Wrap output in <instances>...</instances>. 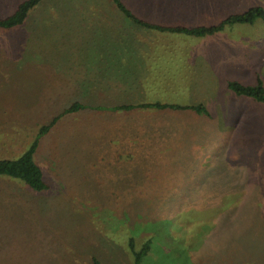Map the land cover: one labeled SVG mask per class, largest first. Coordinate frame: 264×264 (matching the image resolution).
Returning a JSON list of instances; mask_svg holds the SVG:
<instances>
[{
  "label": "rangeland",
  "instance_id": "rangeland-1",
  "mask_svg": "<svg viewBox=\"0 0 264 264\" xmlns=\"http://www.w3.org/2000/svg\"><path fill=\"white\" fill-rule=\"evenodd\" d=\"M42 1L26 25L0 29V158L18 157L72 102L100 109L62 115L39 138L34 160L47 189L0 175V264H91L93 255L132 264L130 237L135 249L151 241L142 264H264V103L227 87L264 85V20L193 36L142 27L115 9L156 42L139 38L137 48L131 38L125 57L106 39L118 32L102 27L109 19L89 25L91 45L79 52V37H67L73 29L52 31L79 30L62 18L71 2ZM124 1L139 17L187 27L264 9V0H208L218 14L168 8L178 16L154 17L140 0ZM10 9L0 6V17ZM96 50L108 72L95 91L79 85V69L83 81L103 62ZM142 102L205 111L102 108Z\"/></svg>",
  "mask_w": 264,
  "mask_h": 264
},
{
  "label": "trees",
  "instance_id": "trees-1",
  "mask_svg": "<svg viewBox=\"0 0 264 264\" xmlns=\"http://www.w3.org/2000/svg\"><path fill=\"white\" fill-rule=\"evenodd\" d=\"M42 0H22L14 8V10L5 17H0V29H11L22 25L26 19L28 12L39 4ZM117 8L133 23L146 27L149 29H155L158 31H169L176 33H184L193 36H205L212 35L221 31L226 25H232L236 23L252 24L257 18L264 20V9L260 6L251 7L244 12L228 15L225 19L221 20L215 25H199L194 27H187L183 25H161L151 22H147L129 8H127L121 0H113ZM237 95H243L250 97L256 101L264 103V85L261 80L258 79L254 85H245L237 81L228 82L227 85ZM93 106L84 104L82 102H72L69 106L64 108L58 115L54 116L50 121L43 124L38 128L35 139L29 143L26 149L16 158H0V175L17 178L27 184L30 188L36 191H42L47 189L48 184L43 178V172L40 166L34 160V153L38 147V140L41 136L49 132L52 126L60 119L62 115L82 111L86 108H92ZM93 108L100 109V106ZM144 108H160V109H172V110H185L190 109L194 111H205V107L201 104L198 105H182L174 103H159V102H142L137 104H119L113 107V109L125 110L127 112L134 111L135 109ZM151 241L147 239L142 245L135 249V242L132 237L128 239V245L132 251V264H142L143 258L150 250ZM91 264H102L100 259L93 255L91 257Z\"/></svg>",
  "mask_w": 264,
  "mask_h": 264
},
{
  "label": "crops",
  "instance_id": "crops-1",
  "mask_svg": "<svg viewBox=\"0 0 264 264\" xmlns=\"http://www.w3.org/2000/svg\"><path fill=\"white\" fill-rule=\"evenodd\" d=\"M14 1L15 0H13L12 4H9L10 0H0V2H1L0 6L4 7V6L8 5V8H11L10 9V13H11L14 10L15 6L22 0L16 1L15 3H14ZM43 1H45V4L49 3V5H52V4H54L58 1H61V0H43ZM68 1H70L71 3L68 6H66L65 15L62 18L67 16V18L76 19V21L74 23H75V25H77L76 27L79 28V30L74 28V27L58 28L55 26L52 29V31L65 32L66 29L67 30L73 29V31H72L73 33L68 35L67 37H73V38L79 37V52L81 51V49L86 44L91 45V43L88 42V40H89L88 38H91V32L89 34L86 31V29L90 28L89 25L90 24H96L95 27H97L98 23L102 22L101 20L105 19V18H107L109 20H106L105 22H103L102 27L103 28L107 27V28L112 29V30L115 29L114 31H118V32H111L112 36H109V38H106L107 36H105V38L107 40H115V48L118 49L119 56L122 53H125V54H122V56H125V57L127 56L126 53H129V49H131V47H130L131 38H134L137 48H139V45H140V42H139L140 39L139 38L150 39V41H148L147 43H153V44L156 43L152 37L148 36V32H147V35H145V32H141V31H138L136 29L127 27L126 24L124 25L123 24L124 20L120 19V17H117V15H116L117 12H115V9H117V10H119V9L117 8V6L113 0H68ZM121 1L123 2V4L127 8H129V9L131 8V6L126 5L124 0H121ZM106 2H108L107 4L109 7V10L107 9ZM137 2H138V0H137ZM139 3L142 6H144V8H147L145 11L146 14H150L151 16H154V17L178 16V15H176L175 12H172V11L165 12L168 8H176L175 10H177V8H178L179 10H177V11L186 12L187 16L194 17V18H196L197 16H201V15L210 16V15L217 13L216 12L217 8H214V6H211L209 4L208 0H140ZM93 4H95V5H93ZM83 7L88 8L87 10H88V13L90 12V14H91L90 16L85 14V13H82V12L79 13V10H82ZM67 8L69 9V11L67 10ZM100 8L104 9V10H102L103 12L101 14L98 13ZM31 10L28 12V15H27L26 19L24 20L23 24L19 25L18 27L26 25L27 24L26 21L34 18V17L29 18L30 17L29 14H30ZM132 12L135 13L134 11H132ZM121 14L124 16V14L122 12H121ZM80 15H82V17H80ZM3 17H5V16H3ZM57 17H58V15L56 13L54 19H56ZM124 17L127 18L126 16H124ZM39 18H40V15L37 16V20ZM140 18L147 21V22L154 23L151 19H148L146 16H145V19L142 17H140ZM50 19H53V18H50ZM50 19H48V20H50ZM116 23L118 24V26ZM155 24H157V23H155ZM161 25H164V24H161ZM25 30H24V32H25ZM131 30H132V32H136V33H134L133 35L131 33L129 35L127 32L131 31ZM46 32H48V29L46 30ZM28 34H30V32ZM77 34H79V36H77ZM214 34H212V35H214ZM34 35H35V33H34ZM140 35H142V36L140 37ZM208 36H210V35H208ZM106 39H104V40H106ZM112 43L113 42H111V44ZM93 47H95V46H93ZM96 51H97V53L99 52V50H96ZM141 52L143 54H151L152 53L151 51H146V50H143ZM99 55H102V54H99ZM136 55H139V52H137ZM102 57H103V62H102L103 64L99 60L95 64L94 70L85 69L88 73V77L84 78L83 81H81L82 73H81V69H79V85L80 86L90 85V86H92V88L95 91H96V89H99V88H106V86H100L101 83L103 85H104V83L106 84L107 80L104 79V81H103L102 77H104L105 73L108 72L106 69L105 70L103 69L104 64H107L108 62L106 61L104 55H102ZM113 59L115 60V57H113ZM116 61H119L118 58H116ZM119 70H123V71H119ZM119 70H117V72L119 74L114 77L116 79L118 76L121 77V75L125 73L126 67H125V69H124V67H122ZM130 85H131V83H130V81H128L126 83L125 87L129 88ZM110 87H112V86H110ZM123 104H125V103H123ZM126 104H128V103H126ZM114 106H116V105H114ZM102 108L111 110L113 108V106H104ZM122 111H125V110H122ZM125 112H127V111H125Z\"/></svg>",
  "mask_w": 264,
  "mask_h": 264
}]
</instances>
